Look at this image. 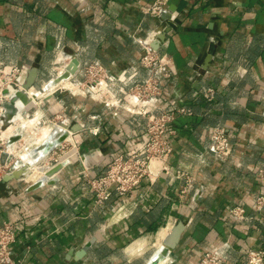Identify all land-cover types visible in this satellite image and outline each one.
Here are the masks:
<instances>
[{
	"label": "crops",
	"instance_id": "obj_1",
	"mask_svg": "<svg viewBox=\"0 0 264 264\" xmlns=\"http://www.w3.org/2000/svg\"><path fill=\"white\" fill-rule=\"evenodd\" d=\"M154 1L0 0V64L21 66L24 78L38 69L31 89L37 96L13 124L16 131L25 128L21 142L29 146L19 154L60 123L81 127L22 177L0 180V222L16 227L10 254L17 264H146L179 222V241L163 264H200L214 247L224 264H246L249 249L264 250V205H257L264 195L258 174L264 166V0H168L161 15L146 14ZM160 29L163 39L158 34L153 43L160 42L172 76L157 105L191 113L173 120L174 149L153 162L156 179L98 205L88 178L103 174L117 154L142 149L146 121L83 89L60 86L84 80L82 68L99 62L121 95L118 87L148 74L138 39ZM71 63V79L43 89ZM207 87L215 89L212 101ZM89 113L103 118L92 121ZM97 125L95 135L90 129ZM215 126L230 139L223 156L212 149ZM57 161L65 164L52 182L29 190ZM234 206L245 209L244 218L231 213Z\"/></svg>",
	"mask_w": 264,
	"mask_h": 264
},
{
	"label": "built area",
	"instance_id": "obj_2",
	"mask_svg": "<svg viewBox=\"0 0 264 264\" xmlns=\"http://www.w3.org/2000/svg\"><path fill=\"white\" fill-rule=\"evenodd\" d=\"M168 4V0H155L146 7L145 13L153 16L161 15ZM159 31L153 33L151 39H138L143 47L141 64L148 71L143 81H134L127 88L118 87L121 95L117 93V82L109 74L107 68L99 62H92L82 68L84 80L74 81V86H60L77 92L85 90L94 99L102 101L108 106L123 109L132 115L145 119L148 139L142 149L130 153L117 154L108 164L105 172L96 177H89L88 183L95 193L98 205L106 203L114 194L125 196L130 194L145 178L152 180L158 177L154 170L153 162L156 159L166 160L173 152V144L168 136L173 133L171 124L178 114H190L186 106H176L168 110L157 105L163 95L164 81L172 76V69L168 60L153 47V39ZM24 69L13 64L4 66L0 64V180L2 177L16 169L20 158V151L25 146L21 139L23 131H16L14 121L6 125V115L10 108L11 98L20 88L19 81L24 80ZM72 77H70L71 79ZM119 92V93H120ZM32 94V92H30ZM205 97L212 101L215 89L207 87ZM92 121L101 120V113H89ZM63 117V115H61ZM95 135L101 132L99 125L90 129ZM21 133L22 137L8 146L11 136ZM211 144L213 151L220 156L228 153L231 143L226 129L215 126L211 130ZM19 156V157H18ZM59 161H57L58 163ZM259 178L264 186V166L259 169ZM259 208L264 205V195L257 198ZM231 213L244 218L245 209L241 206L231 207ZM16 227L11 222H0V264H17L11 258L10 247L16 242ZM224 255L218 247L208 249L201 257L200 264H224ZM246 264H264L263 249H249Z\"/></svg>",
	"mask_w": 264,
	"mask_h": 264
},
{
	"label": "water",
	"instance_id": "obj_3",
	"mask_svg": "<svg viewBox=\"0 0 264 264\" xmlns=\"http://www.w3.org/2000/svg\"><path fill=\"white\" fill-rule=\"evenodd\" d=\"M165 31L166 30H159V40L163 39L161 32L165 34ZM158 39L153 43V47L156 50H158L160 47V42L158 41ZM75 69L76 67H74V63H71L66 67L64 73L59 75L54 81L48 83V85L43 87V89L48 90L51 86L58 83L59 81L70 78L71 74L76 71ZM37 78L38 69L37 67H32L28 70V73L24 80L18 82L21 87L17 89L16 93H14L11 98L10 108L6 115V125L13 122L17 117L18 112H20L21 108L24 105L29 104L33 100V98L37 96L36 93H33V95L30 93L31 89L35 87ZM80 129V125H75L73 127H64L62 126V123L56 125L55 129H53V131H51V133H49L40 144L29 149L26 153L20 156L16 163L15 171L8 173L7 176L16 178L22 177L29 167L42 161L48 156V154H50V152H52L56 147L63 143L69 136L70 131H78ZM21 137V133H17L11 136L8 142V146H10L13 142L19 140ZM64 164L65 162L61 161L49 168H43V175L37 181L29 185V190L36 189L46 182H52V175L58 172ZM182 229L183 224L181 222L177 223L173 227L169 235L164 239L163 244L154 252V254L150 257L146 264H163V259H165L169 255L172 248L175 247L176 243L179 241ZM90 245L91 243H88L85 246L83 250L84 253L87 252Z\"/></svg>",
	"mask_w": 264,
	"mask_h": 264
}]
</instances>
